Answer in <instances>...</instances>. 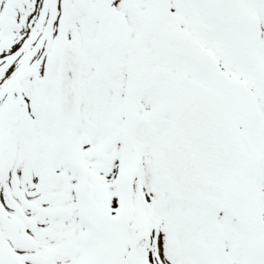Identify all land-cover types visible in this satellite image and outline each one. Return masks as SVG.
Returning <instances> with one entry per match:
<instances>
[{
	"label": "snow or ice",
	"instance_id": "6c2138e0",
	"mask_svg": "<svg viewBox=\"0 0 264 264\" xmlns=\"http://www.w3.org/2000/svg\"><path fill=\"white\" fill-rule=\"evenodd\" d=\"M0 264H264V0H0Z\"/></svg>",
	"mask_w": 264,
	"mask_h": 264
}]
</instances>
